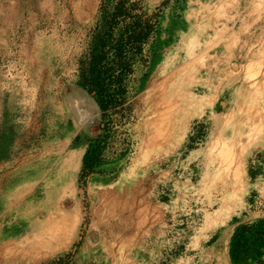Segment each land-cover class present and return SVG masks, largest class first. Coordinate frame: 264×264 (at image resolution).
I'll list each match as a JSON object with an SVG mask.
<instances>
[{
    "label": "rangeland",
    "instance_id": "374dc122",
    "mask_svg": "<svg viewBox=\"0 0 264 264\" xmlns=\"http://www.w3.org/2000/svg\"><path fill=\"white\" fill-rule=\"evenodd\" d=\"M190 8L0 0V264H230L232 232L264 220V23L206 54ZM241 11L264 18V0ZM137 15L156 57L102 109L92 44Z\"/></svg>",
    "mask_w": 264,
    "mask_h": 264
},
{
    "label": "trees",
    "instance_id": "16d2710c",
    "mask_svg": "<svg viewBox=\"0 0 264 264\" xmlns=\"http://www.w3.org/2000/svg\"><path fill=\"white\" fill-rule=\"evenodd\" d=\"M123 11L126 10L123 8L122 2L115 4L111 14L112 18L115 19ZM125 15L122 16L125 17ZM141 17L137 15L133 22L125 23L124 33L119 34L118 30L116 36L110 35L104 39L101 36L96 43L92 44L90 55L87 58L86 71L92 79L94 78L92 81L94 86L86 80V77L83 78L84 86L86 88L94 87L92 91L102 109L109 107L112 101L118 97L120 99L128 97V87L131 85L128 77L133 74V68L140 63V59L145 69H148L154 60L152 57H156V52L153 54L156 38L155 27L150 22L151 18L141 19ZM101 32H105L104 27ZM104 60L108 62L107 70L104 71L106 80L100 83L102 72L98 66ZM144 75L146 77V74ZM92 153V150L87 151L83 158V166L89 170H93L96 164L92 159ZM227 255L230 264H264L262 261L264 220L238 226L229 238Z\"/></svg>",
    "mask_w": 264,
    "mask_h": 264
},
{
    "label": "crops",
    "instance_id": "0c3cea01",
    "mask_svg": "<svg viewBox=\"0 0 264 264\" xmlns=\"http://www.w3.org/2000/svg\"><path fill=\"white\" fill-rule=\"evenodd\" d=\"M248 2L249 0H189L191 8L187 17L189 19L188 26H191L190 29L194 28L195 31H199L205 24L211 23L210 27L208 26V29L203 30L200 35L201 38L208 40L204 50L206 54L214 52L215 55H226V52L229 51L226 50L229 44L219 43L220 38L223 37L225 40L237 39L240 37V34L237 33L240 29L252 28L250 30L254 32L260 23H264V18L260 16L247 14L241 17V10L245 8ZM203 10H207V15L202 14ZM212 24H214V28ZM236 48V45L231 46V54L236 53Z\"/></svg>",
    "mask_w": 264,
    "mask_h": 264
},
{
    "label": "bare ground",
    "instance_id": "6f19581e",
    "mask_svg": "<svg viewBox=\"0 0 264 264\" xmlns=\"http://www.w3.org/2000/svg\"><path fill=\"white\" fill-rule=\"evenodd\" d=\"M60 191H61V189H60ZM58 192V191H57ZM61 217L63 218V215H61ZM62 223V222H61ZM71 229V228H70ZM55 246V245H54ZM23 253V252H22Z\"/></svg>",
    "mask_w": 264,
    "mask_h": 264
}]
</instances>
